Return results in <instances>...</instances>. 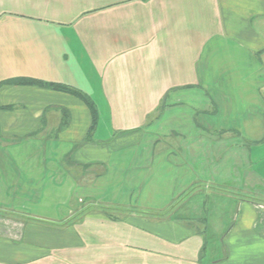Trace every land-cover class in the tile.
Listing matches in <instances>:
<instances>
[{
  "label": "crops",
  "instance_id": "crops-1",
  "mask_svg": "<svg viewBox=\"0 0 264 264\" xmlns=\"http://www.w3.org/2000/svg\"><path fill=\"white\" fill-rule=\"evenodd\" d=\"M260 71L264 0H0V152H8L0 156V207L32 216L28 222L0 223V264H264L261 138L253 139L247 149L253 158L249 176H233L234 167L229 172L223 167L228 174L217 178L204 174L207 165L223 166L226 155L211 153L222 147L221 142L209 147L204 141L125 142L128 136L141 140L152 127L160 135V125L167 120L173 135L188 138L185 122L174 110L194 89L208 96L206 87L230 88L223 98L217 90L209 95L216 111L197 115H231L230 104L248 80V97L243 99L259 111L264 93L259 88L250 92L248 86ZM222 72H230L227 80ZM240 72H246L244 77ZM22 78L59 83L86 94L98 111L91 141L85 142L92 116L83 102L63 92L8 83ZM253 81V86L262 84L261 79ZM57 108L70 114L65 128ZM188 124L189 130L214 136L242 135V130L264 136V112L246 119L242 127L212 119ZM25 151L42 153L26 159ZM116 151H132L127 168L134 170L114 172V159L123 155ZM47 152L59 159L49 158ZM63 160L76 171L80 165L90 167L69 176ZM96 164L101 171L94 170ZM162 164L168 180L179 187H173L174 199L186 195L175 208L169 203L140 210L106 196L123 177L138 187L144 172ZM209 184L216 192L203 190ZM199 186L204 188L191 193ZM79 190L92 208L77 223H59L71 214L72 201L81 198L73 196ZM200 196L219 199L223 207L207 212L204 203L199 213H181ZM33 199L42 202V216L31 214ZM60 200L67 206L61 216ZM224 204L229 205L225 211ZM108 210L127 213L115 217ZM177 211L182 217L174 216ZM170 212L168 217L156 216ZM194 215L205 216L203 228L194 224ZM211 216L219 222L212 225Z\"/></svg>",
  "mask_w": 264,
  "mask_h": 264
},
{
  "label": "rangeland",
  "instance_id": "rangeland-1",
  "mask_svg": "<svg viewBox=\"0 0 264 264\" xmlns=\"http://www.w3.org/2000/svg\"><path fill=\"white\" fill-rule=\"evenodd\" d=\"M218 76L219 74H221V72H217ZM222 74H224L223 79L227 80L228 76L226 75H230V72H222ZM241 76L240 77H244V74H246V72H240ZM216 75V73H215ZM254 80H258L261 79V86H253V84H255L256 82L253 81ZM224 82V81H223ZM251 82V83H250ZM243 84H245L246 86L243 87H239L238 88V92L237 95L235 93V91L233 92V94H235L237 97V101L235 103H231L230 105H232L233 108V113L230 114H226L227 112L219 113L218 117L213 116L212 114H203L201 113L200 115H197L198 111H203V110H212V108H214V104L211 101V97H209L210 94L216 95V90L218 92V98L219 97H224L225 95H229L226 94V92L228 93L231 89L230 88H226L224 86L220 87H215V86H210V87H206L207 91L209 92L208 96L201 90V89H194L191 90L190 92H187L184 94L185 99H184V103L177 106L176 109L174 110L177 114V116H179L181 118V120L183 122H185V127H186V134L188 133V138H184V140H182V138L175 136L172 134V132H170V129L172 128V126L170 125L171 121H164L160 127H162V131H160V135H156L154 133V127H152L151 129H148L145 131V133L142 135V139L141 140H135L138 139L137 136H132V137H126V141L125 142H141V143H145V142H158L159 144H169V143H175V142H191V143H195L198 141H204L207 146H213L212 144H214L215 142H221L222 143V147L218 146V150L217 151H213L211 152L212 154L215 155H219L220 152H222L223 155H226L223 158V166H219L218 163L216 164V166H209L205 163H203L202 165L206 166V172H205V177H208V174H213L215 178L219 177L218 175H225L226 173L228 174V172L230 171L229 169L231 167L233 172L230 171V174L233 173V176H238V177H244L246 175L249 176L250 172H252V160L251 159V155L249 156V152L247 151V149L251 148L250 143L251 141H253V139L256 138H261L260 140L264 139V136L262 135H250L248 134L245 130H242L241 133H243L242 135H239V133L235 134V133H229L227 135H220L218 134V136H214L212 134H206V133H198V130H193L190 129L189 130V124L190 122L192 123H204L206 121H210V119H212V122L214 123H220L223 126H235V127H242L244 124V121L248 118H257L259 116V114H262L264 112V104L261 103V109L256 110L258 106H253L256 104H252L249 101H245L243 98L247 99L248 96H246L244 89H247V84H248V80H245L243 82ZM249 84H251L250 86H248L250 89V92H254L256 91L258 88L264 93V71H260L257 72L253 75L252 78H250L249 80ZM237 90V88H236ZM230 93V92H229ZM221 94H223V96H221ZM241 95H244V97H241ZM240 96V97H238ZM246 96V97H245ZM214 98L216 99V96H214ZM220 99V98H219ZM240 100V101H239ZM215 102V101H214ZM55 109V108H53ZM58 110V108H57ZM213 111H216V109L214 108ZM184 117V119H183ZM188 118H191L190 120H188ZM50 119V118H48ZM65 121V116L63 115V119H62V123H64ZM53 122V121H51ZM192 128L193 124H190ZM52 126H54L52 124ZM235 129V128H234ZM201 134V140L198 138L200 137ZM222 138V139H219ZM118 139V138H116ZM221 140V141H220ZM124 142V140H122ZM264 142V140L262 141ZM220 148L222 149L221 151ZM132 151H125V152H115L117 155H122V157H117L114 159V162L112 163V169L114 170V172H119L121 171V175H124L123 172L124 171H131L134 170L133 168H127L129 167L130 163H131V159L129 158V153H131ZM42 152H23L24 158L26 159H36L38 157L41 156ZM49 158H55V159H59V156H54L51 154V152H47ZM201 153L204 154V151H202ZM8 154V152L6 151H1L0 152V156L2 157H6ZM44 157V156H43ZM65 158L63 159H68L69 156H64ZM201 160V159H200ZM69 162V161H68ZM72 162V161H71ZM133 162V161H132ZM64 163V167H63V171H65V173H67L69 176L71 175V173H73L74 175H77L79 172H81L83 169L87 170V168H89V165H80L81 168H78L76 171V167L73 166V168H71V164H68L66 160H63ZM68 165V166H67ZM94 167H98L95 168L94 170L97 172L98 169L101 171V167L97 166V164ZM100 167V168H99ZM200 166L197 167V171L198 168ZM228 172H225V169ZM19 169V168H16ZM34 168L31 167V170H33ZM51 169V168H50ZM180 169L182 170V168H176V171ZM73 170V171H72ZM154 174V180H151V174L149 172H152ZM158 170V172H157ZM164 171H166V167L162 165H155L153 166L151 169H149V171L144 172V175L142 176V181L143 183H141L138 187L136 186V183L134 182H128L126 181V177H123V182L119 184V186H117L116 184L113 183V185H111L108 189V191H106V196H110L113 200L117 199V202L120 204H128V205H132L135 206L136 209H140L139 207H149L152 209H157L159 207H164L165 205L172 203V208L176 205L181 204L182 202L185 201L186 195H184L183 197L179 198L178 196H176V198L174 199V195L172 194V190L173 187L175 190H177L179 187L176 183H174V185L172 184V181L168 180V177L165 175ZM3 169L2 167H0V174H2ZM133 172V171H132ZM249 173V174H248ZM114 174V173H113ZM179 174V173H178ZM115 175V174H114ZM134 175V174H133ZM129 176V175H128ZM130 176H132V174H130ZM180 176V175H179ZM73 178V177H72ZM74 179V178H73ZM117 179V178H116ZM129 179V177H128ZM241 180V178H240ZM85 185V183H84ZM136 187V189L134 190V188ZM210 187V188H209ZM204 187H196L193 190H191V193L202 190ZM217 187L214 185L209 184L208 188H204L203 190H206V193L209 192H216ZM190 193V194H191ZM84 191H75V193L73 194V196L77 197L80 196L81 198H79L78 200H73L71 206H69V211H71V214L69 213L68 217L65 218L64 220H61L59 223H64L65 225H71L74 223H77L80 219L81 216L84 214L85 211L91 209V202H89V200L84 196ZM117 195H120V199L119 200L117 198ZM20 201V200H19ZM62 203L59 206V216L61 215H65L67 213V206L65 205L66 200H60ZM205 203V208L208 210L211 209H218L221 210V208L223 207V202L219 201V199H214L213 197L211 198H207L206 196H204V198H201V196L199 198L193 199L191 200V202H189L187 209L184 211L182 210L181 213H186L189 212L191 214L190 211H192V209H197V211H195V213H199L198 207L202 208L203 204ZM29 205L31 207L30 208V212L33 215H37V216H42V202L39 204L38 200H31V202L29 203ZM91 207V208H90ZM174 207V208H175ZM96 208V207H95ZM229 208V205H225L224 204V211ZM141 210V209H140ZM147 210V209H145ZM13 210H6L3 211V209L0 207V223H4V222H9L13 219H18V220H14L16 222H28V217L32 218V216H28V215H18V214H12ZM108 211H112V210H108ZM114 211V210H113ZM150 211V210H149ZM223 212V211H222ZM115 217H121L123 215H125L127 212L121 213V212H111ZM172 212L168 213V214H164V215H157L158 217H168ZM181 213H179L178 211L174 213L175 217H182ZM223 214V213H221ZM27 217V218H25ZM194 217H197V220H193L194 224H196L199 228H203L204 227V220H205V216L201 215L200 217H198V215H194ZM225 217V216H223ZM222 216H220V218H223ZM34 218V217H33ZM201 218H204V220H201ZM226 218V217H225ZM196 219V218H195ZM207 219V216H206ZM211 224L213 225L215 223V216H211ZM13 222V221H12ZM219 222V220L216 221V223ZM210 233V232H209ZM212 233H210L211 235Z\"/></svg>",
  "mask_w": 264,
  "mask_h": 264
},
{
  "label": "trees",
  "instance_id": "trees-1",
  "mask_svg": "<svg viewBox=\"0 0 264 264\" xmlns=\"http://www.w3.org/2000/svg\"><path fill=\"white\" fill-rule=\"evenodd\" d=\"M8 83L16 84V85L37 86V87H40L43 89L63 92V93L72 95L75 98L79 99L81 102H83L88 107V109L91 113V116H92V126H91V129H90L88 136L85 139V142L91 141L93 134L95 133L97 124H98V111H97L96 105L93 103V101L86 94H84V93H82L76 89H73L69 86L63 85V84L44 82V81H40V80H36V79H30V78H22V79L10 81ZM58 110H60L62 112V114L65 116V121H64V123H62V126H61V128H65L70 122V114H69L68 110H66L65 108H58ZM262 141L263 140H261V142Z\"/></svg>",
  "mask_w": 264,
  "mask_h": 264
}]
</instances>
